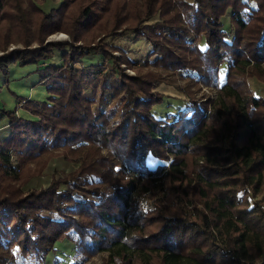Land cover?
I'll return each mask as SVG.
<instances>
[{"label":"trees","instance_id":"obj_1","mask_svg":"<svg viewBox=\"0 0 264 264\" xmlns=\"http://www.w3.org/2000/svg\"><path fill=\"white\" fill-rule=\"evenodd\" d=\"M54 1L0 0L5 78L62 53L37 69L49 98L11 113L33 143L14 160L0 142V264H51L46 235L74 247L52 264H264V96L250 86L264 87V0ZM57 33L70 41L46 42ZM130 34L153 49L142 64L121 52L135 76L109 41ZM175 79L187 103L156 117ZM202 86L217 98L197 99ZM55 150L75 168L30 189Z\"/></svg>","mask_w":264,"mask_h":264},{"label":"rangeland","instance_id":"obj_2","mask_svg":"<svg viewBox=\"0 0 264 264\" xmlns=\"http://www.w3.org/2000/svg\"><path fill=\"white\" fill-rule=\"evenodd\" d=\"M45 7L46 9L55 7L63 8L64 2L62 0L54 1L46 4ZM223 23L226 29H230L231 25L228 17L223 20ZM54 41H70V37L65 33H57L51 35L46 40V42ZM109 41L119 47V49H117L118 52H114V55L116 57H122L123 61L121 62V68L130 76H135L137 71L128 67V64L124 61L123 55L124 57H126V59L129 60V62H138L142 64L153 51L152 46L144 37H136L134 34H130L128 36L121 35L112 38ZM203 43L204 41H201L199 44L202 46ZM16 47L17 46H12L10 47V49H14ZM121 52L123 53V55ZM61 55V52L56 51V55L52 60L41 62L38 66H12L9 78H5L0 72V142L1 144L3 143L4 145H7V147L12 148L14 160L16 158V152L24 151L26 146L33 143V138L25 143L22 140V133H15V130L20 132L22 129L17 121H15L14 118L12 119L13 114L11 113H13L14 111H18L19 116L25 114L29 117L30 113L26 110H23L22 108V104L24 102L22 103L19 99L45 101L49 98L47 85L46 83L42 82V78L38 74L37 69L40 68L41 70L45 69L46 66L48 67V65H58L62 63ZM102 59V55H92L85 59V64L89 65L87 67L94 68L98 63L102 61ZM77 67L81 68L80 65H78ZM220 70L224 75L226 70L225 65H222ZM174 81L175 82L170 86L169 84H163L157 89V91H159L160 93H163L167 96L176 97L177 99L166 98L163 104L158 105L155 108L154 115L156 117H160L161 110L163 109L177 112L185 107L187 103L186 96L180 93V91L177 89L179 88L181 90V87H184L185 83L177 79H175ZM250 86L253 91L264 96V87L262 85L258 84L255 81H252L250 83ZM113 94L114 93L110 89H107L106 96L109 98L110 102H112ZM129 94L130 92H125L119 97L118 101L120 102V104L122 100H126L129 97ZM196 98L202 101H205L209 98L216 99L217 91L202 86L201 90L196 91ZM202 109L205 110L204 108ZM18 115L16 116V118L18 117ZM12 133H14V135ZM65 159L66 158L61 151L55 150L52 155L48 154V156H44L38 162L31 164L30 166L34 171L42 170V173L41 176L31 182L29 188L33 190L42 187H48L54 179L55 175H60L62 173L67 174L72 171L75 167ZM157 164V160H155L154 158H150L149 165L151 167H155ZM57 239L58 237H49L46 235L45 241H43L44 244H39V248L43 255H49V251H51V257L49 258V263L51 264L52 262L50 261L54 260L55 255H61L60 257L63 259V261H69L75 253L73 246L69 245L66 248V246L64 245L65 243L61 240L60 243H57ZM104 257H107V255L102 254L96 256L86 264H103Z\"/></svg>","mask_w":264,"mask_h":264}]
</instances>
